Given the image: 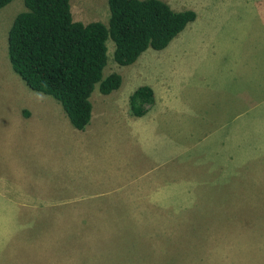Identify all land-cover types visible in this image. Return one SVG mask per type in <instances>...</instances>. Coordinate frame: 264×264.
I'll list each match as a JSON object with an SVG mask.
<instances>
[{"label": "rangeland", "instance_id": "obj_1", "mask_svg": "<svg viewBox=\"0 0 264 264\" xmlns=\"http://www.w3.org/2000/svg\"><path fill=\"white\" fill-rule=\"evenodd\" d=\"M162 1L175 11L192 10L196 13V20L172 41L173 44L180 42L174 53L177 60L174 61L171 55L173 62L165 57V60L155 63L153 61L157 59L152 58V54H142L132 65L118 66L112 60L114 44L108 41L107 64L102 77L110 73L119 74L121 85L116 90L118 93L131 95L141 85L157 83L164 90H170L172 95L181 91L185 96L184 92L190 94L191 90L194 95L190 100L185 97L183 103L175 104V109L167 112L173 116L176 110L177 117L182 119V125L177 123L176 129L173 121L150 122L146 119L149 137L145 141L123 116L126 113L131 117L127 103L124 111L117 107L116 102L122 98L108 99L105 105L98 104L102 114L100 120L94 121L97 132L109 135L112 129L119 135L127 134L128 138L134 139L130 149L125 145L116 147V160L115 152L111 151L113 147L108 142L95 144L86 140L79 146L80 149L84 145L82 151L85 153L78 152V140H83L86 133L69 125L57 101L30 90L13 72L7 54V37L16 16L25 11L24 0H12L0 9V123L6 125L5 129L0 128V138H18V143H14L16 149L17 144L19 147L26 145L31 152V155H20L16 161L0 159V172H6L8 162L10 169L7 173L14 171L12 176L16 177L12 180L19 179L17 185L25 192L33 191L21 198L28 196V200L36 202L34 205L39 207L38 210L16 211V218L9 225L5 223L7 229L13 227L10 234L15 235L16 240L11 238L12 242L1 252L13 250L16 243L19 253L2 260L1 264H264V98L247 107L249 111L246 114L226 115L233 118L220 129H200L203 125L210 126V123L204 124L206 118L210 121L226 118L220 107L210 108L204 102L198 108L190 106L197 104L196 93L203 95L217 84L201 81L198 76L207 74L212 64L224 67L223 61H219L223 55L220 37L228 32L235 46L259 47V44H254V38L241 37L236 33L243 29H264V0ZM70 6L74 21L108 22L107 0H70ZM189 29L200 31L191 36L186 33ZM148 63L150 65L147 66ZM215 73L221 74L222 70L216 67ZM246 86L249 91V85ZM262 89L264 93V87ZM91 96L94 106L97 105V96L105 97L99 93L97 85ZM218 114H222L220 119ZM131 131L135 135L129 136ZM190 132L192 147L177 153L179 163L211 168L214 161L212 172L208 173L228 177L225 187L217 184L214 193H210V187L202 186L197 188L198 191L181 195V204H177L169 194L181 184L178 179L176 182L171 179L165 184L159 183L157 189L152 188V194L146 191V195L151 194L150 201L159 203L155 204L159 213L156 210L153 212L155 215L150 216L151 211L146 213L147 201L135 206L128 203L115 210L117 217L111 224L99 221L102 217L95 216L97 210L114 209H111L109 194H97L101 189L99 186H102L101 178L95 179L99 175L98 168L105 174L107 168L110 170L121 161L118 171L129 174V182L118 187L114 195L123 189V192H129L137 186L146 190V183H154V175L162 177L169 169L172 175L174 165L177 167L176 161L167 163V167L162 166V139L167 134L170 142H177L179 146L182 134ZM105 134H101V138L98 136L100 140L110 139ZM91 138L94 140L96 137ZM153 150L157 154L150 153ZM167 152L168 149L164 153ZM228 160L229 163L225 162ZM203 201L212 202L213 206L204 205ZM167 202L173 203L176 211L167 210ZM192 203V210L178 209ZM79 210H91L89 219L91 224L96 221V225L80 223L77 218ZM125 210L127 216L122 215L126 214L121 212ZM109 211L104 217L109 216ZM130 214L138 218L131 219ZM127 219L132 225L127 223ZM24 236L32 241L19 242Z\"/></svg>", "mask_w": 264, "mask_h": 264}, {"label": "trees", "instance_id": "obj_2", "mask_svg": "<svg viewBox=\"0 0 264 264\" xmlns=\"http://www.w3.org/2000/svg\"><path fill=\"white\" fill-rule=\"evenodd\" d=\"M12 0H0V9ZM109 19L73 20L70 0H24L7 37L11 68L27 88L59 103L71 127L83 131L91 119L90 97L97 85L108 95L121 76L102 77L108 41L113 61L129 66L147 50L162 51L196 20L192 10L175 11L162 0H107ZM154 92L141 85L131 94V114L142 117L154 104Z\"/></svg>", "mask_w": 264, "mask_h": 264}, {"label": "crops", "instance_id": "obj_3", "mask_svg": "<svg viewBox=\"0 0 264 264\" xmlns=\"http://www.w3.org/2000/svg\"><path fill=\"white\" fill-rule=\"evenodd\" d=\"M185 30L183 32H185ZM232 30L237 31V29H232ZM243 30L244 31L238 32L236 34L241 37L246 35V36H249L250 38H254L255 39L254 44L255 45L259 44V47L253 46V48H250V47H245V45L243 44L235 46L232 44V41H231L232 39L229 38L228 32H226V36L220 37V40L222 41V46L220 47V49H222L223 55L221 59H219V61L220 60L223 61L224 67L220 68L217 65L215 66L214 64H212L211 68L208 71H206L207 74H202L198 76V79L201 81H204L206 83H217V84L213 90L205 91L203 95H201L200 93H196L198 95L197 99H195V102L197 104L190 105L191 107L198 108L204 102L210 108L213 106L220 107L221 110L223 111L222 114H224V116L226 117V115L233 116L236 114L238 115L244 114V113L246 114L249 111L247 107H251L257 101H260L262 98H264V93H262V90H263L262 88L264 87L263 85V82H264V29H258V30L243 29ZM199 31H200L199 29H189V32L186 31V33H190L191 36H193L194 34L199 33ZM237 41H240V38H238ZM181 42L183 43V40ZM179 43L180 42H177V41H176V44H173V42H171L170 45L162 51H154V50L149 49L146 52H144L143 55L152 54L151 55L153 56L152 58L157 59V61H153L155 63L165 60V57L167 60H171V62H173V58H174V61L177 60L176 56H174V53L176 49L178 48ZM211 48H215V47H212L211 45ZM158 52H162V53L160 54ZM212 53L213 52L211 50V54ZM171 55H173V58H171ZM153 62L152 63L150 62V63L153 64ZM150 63H148L147 66L150 65ZM216 67L222 70L221 74L215 73ZM147 83H150V81ZM246 85H249V91L247 90L248 86ZM150 87L152 88L154 92L155 100H154V104L148 108L147 114H145L142 117H135L132 114H131V117H128L126 113L123 114L124 118H127V121L131 122V126L134 128V131L136 132V134L140 135L141 138H143V141L147 140V138L149 137L146 132V128H147L146 119L150 122H158L159 120H164V121H168L171 123L173 121L174 128L176 129L177 123L182 125V119L180 117L179 118L177 117L176 110L173 111V116H171V113L167 114V112H170L172 108L175 109V104L183 103V100H185V97L189 98L190 100V98L193 97L194 95L193 90H191L190 94L188 91L184 92L185 96L182 95L181 91L180 93H174L172 95L170 90H164L157 83H153L152 86ZM245 90L247 92H245ZM130 96H131L130 94H127L125 92L118 93V91L115 90L111 92L110 94L105 95V97H103L102 99L98 98L97 96V99H96L97 105L95 106L92 102V96L90 97V102L92 106L91 119H90L88 126L83 130V133H86L85 138L83 140L81 138L79 140L77 139L78 140V152L85 153V151H82V148L84 145L80 149H79V146L86 140L87 142H94L95 144H99L100 142H108L110 143V146L113 147L111 148V151L115 152L114 159L116 160L117 159L116 147H120L121 145H125L126 147H128V149L132 147L133 145L132 142L134 141L133 137L128 138L127 134L119 135L117 132L113 131L112 129L109 131L110 134L107 135L105 134L106 132L103 133V131L97 132L94 126V121L100 120V115L102 114V108H98L97 107L98 104L105 105L108 99H118V98L121 99L122 98V100H119L116 102V105L120 110L124 111V107H126L125 106L126 103H127L128 108L130 109L129 107ZM169 99H171L172 101L170 102ZM96 100L94 99L93 101L95 102ZM246 100L248 101V103L246 102ZM22 110L27 111V109H24V108H22ZM30 110H31V106H30ZM64 114L65 113L62 112V115ZM222 114H218L219 119H220V116H222ZM30 115L31 113L30 111H28V116L30 117ZM230 116L226 117L225 119L221 121H214V120L210 121L209 118H206L204 124L210 123V126L203 125V127L201 128L199 127V128L205 129L206 127H209V128L211 127L214 129H220L224 127L226 124H228L227 122L231 121L233 117H230ZM196 123H198V121ZM5 126H6L5 124L0 123V128L5 129L4 128ZM101 134H105V136H107L110 139L100 140ZM190 134L192 135L191 132L182 134V142L179 146L177 145L178 144L177 142L175 144L174 142L171 143L170 140L168 139L167 134H166V137L162 139L163 147L160 151L161 153L160 156L162 155L164 157V159L161 160L163 162L162 166L167 167L166 165L167 163L176 161L177 167L176 165H174L172 175H171V169H169L167 173L163 174L162 177L161 175H154V177H152V179L155 180L154 183H151V182L146 183L145 184L146 190L142 189L141 186H137L136 189H132L129 192H123V190H125L123 189L120 193L114 195V193L117 192V190L119 189L118 187H120L121 185H125L129 182V174L127 172H123L122 174L120 171H118V166L121 161L116 162V164L112 166L110 170H108L107 168V172H105V174H102L101 168L97 167L99 171V175L95 177V179L101 178L100 182L102 185V186H99V188L101 189L99 190L97 194L101 196L109 194V197H110L109 203L113 205L112 206L113 208L111 207L110 208L114 209L112 211L103 210V209L97 210L95 213V216L97 215L98 217H102V219H99V221L100 222L105 221L111 224L114 219L116 220V217H117L116 216L117 213L115 210H118V207L122 206V204L126 205L128 203H130L132 206H135V204L142 205L144 201H147L146 204H147L148 210H145L146 213L151 211L149 214L150 216L155 215L153 213L154 210H156L159 213V207L155 205L159 203L154 204L152 201H150L149 196L154 192L152 191V188L157 189L158 185L160 186V184H165L167 183V181H170L171 179H173V181L175 182L178 179L177 181L181 184V187L177 188V190H173V191L170 190L171 193H173L172 195H175V197H172L171 193L169 194V197L175 198L174 202H176L177 204L179 203L181 204V200L179 199L181 198V195L188 194L190 193V191H193V192L198 191L197 188H200L202 186L210 187L208 191L210 193L211 192L214 193L213 190H215V185L217 184L225 187L226 182L228 181V177L225 178L223 175L221 176L217 174L211 175L208 173V171H211L212 168L214 167L213 166L214 161H213L211 168H209L208 165H206V168H202L194 164L190 165L188 162L182 163V164L179 163L178 158H177V153L179 152L182 153L184 151H187L190 147H192V144L189 141L191 139ZM12 135L13 133L10 134V136ZM133 135L135 134L133 133V131H131L129 136H133ZM93 136L96 137L94 138V140L91 138ZM176 139L177 138H175V140ZM193 139L194 138L192 137V140ZM17 141H18V138L9 139V140L0 138V159H3V160L7 159L8 161L10 160L16 161L18 160V157L22 154L31 155V152L28 146L26 145H23V147H19V144H17L18 147L16 149L14 143H18ZM9 142H12V143L9 144ZM237 146H240V144ZM166 149H168V152L164 153ZM237 150L239 152L240 148L237 147ZM150 153L157 154L155 150L151 151ZM124 162L125 160L122 163ZM221 162H224V161H221ZM225 162L229 163V160ZM9 169L10 167L7 162V165L5 168L6 172L5 173L0 172V235L4 237V239L0 237V247H1L0 264L2 260L5 261L6 258H10L11 256L19 253L16 243H15V248L13 250L7 251V253L1 252L4 247H6L7 245H9V243L12 242L10 240L11 238H14L16 240L15 235L10 234L11 232L10 229L13 227L10 226V229H7L8 226H5V223L9 225V223L14 219V217L16 218V211H19V210L21 211L22 209H37L38 210L39 208L38 205L37 206L34 205L36 202L33 203L32 200H28V196H29L28 194L33 193V191L28 190L25 192L20 186H18L17 181L19 179H17V181L16 180L13 181L12 177L14 176L12 175L14 174V171L7 173ZM216 172L218 171L215 170V173ZM27 178L31 180L30 177H27ZM8 180H11V183H9ZM228 184H230V182ZM3 187L5 188L4 192H2ZM146 191H148L151 194L149 196L146 195ZM208 192H202V194L206 195L208 194ZM23 194H26L28 196L25 197V199L21 198L23 197ZM111 198H113V200ZM186 200H189L188 197L186 198ZM208 202L209 201H206V202L203 201L202 203H205L204 205H207V206H210L213 204L212 202L211 203H208ZM193 203L197 204V201H194ZM193 203L191 205H185L186 204L185 203L183 207H179L178 209L192 210L191 207ZM166 207H167V210L173 209L174 211H176V209H174L173 203L167 202ZM121 208H126V207H121ZM209 208L210 207H208L207 209ZM160 209H163V208L161 207ZM5 211H7L6 214H4ZM89 211L91 210H85V211L79 210V214L77 218L80 219V223L84 222V224L96 225V221L91 224V221L89 219V215L91 213ZM106 211H109L108 217H104ZM140 211H144V210H140ZM140 211L138 212L140 215H142ZM121 212L122 213L126 212V214H122L123 216L128 215L126 210L121 211ZM130 216H131V219L138 218V216L134 214H130ZM147 220H144V222L147 223ZM126 221H129V219H127ZM140 222L141 224L144 223L143 221H140ZM127 223H130L132 225L130 221ZM141 224H138V226H141ZM129 234L131 235V233ZM27 239H28V242L32 241V239L29 238L28 236L26 237L24 236L21 240H19V242L23 243L24 240H26L27 242ZM30 247L31 246H29L26 249L27 250L26 254L28 253V249Z\"/></svg>", "mask_w": 264, "mask_h": 264}]
</instances>
